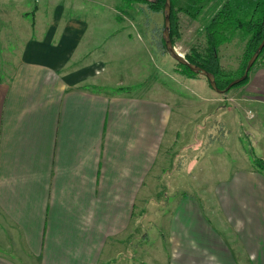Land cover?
Listing matches in <instances>:
<instances>
[{"label": "crops", "instance_id": "crops-1", "mask_svg": "<svg viewBox=\"0 0 264 264\" xmlns=\"http://www.w3.org/2000/svg\"><path fill=\"white\" fill-rule=\"evenodd\" d=\"M6 1L0 0V14L11 18ZM34 1V7L17 11L33 18H23L26 42L10 50L19 57L10 77L0 79V264H264V169L253 165L240 140L242 130L250 134L256 155L264 160V57L249 71L248 81L227 94L236 104L216 108L223 122L200 127L232 136L220 155L223 170L200 176L176 170L174 183L183 187V195L166 205L167 213L154 207L152 195L163 191L162 180L170 178L164 167L168 143L161 157L168 131H175L172 108L144 93H126L122 87L128 86L123 82L130 70L114 63V55L70 59L92 23L67 18L62 3L51 14H40L44 0ZM38 18L48 20L40 39L34 34ZM10 34L20 32H0L5 42L0 51L11 44ZM205 79L184 81L214 105L216 94ZM118 85L123 86L114 93ZM158 103L168 107L159 124ZM212 104L202 113L212 116ZM202 139L196 146H204ZM190 163L187 169L198 159ZM150 210L154 222L142 220ZM152 227L158 229L155 253L148 244ZM138 229L146 245L127 252Z\"/></svg>", "mask_w": 264, "mask_h": 264}, {"label": "rangeland", "instance_id": "rangeland-1", "mask_svg": "<svg viewBox=\"0 0 264 264\" xmlns=\"http://www.w3.org/2000/svg\"><path fill=\"white\" fill-rule=\"evenodd\" d=\"M188 1L189 0H180V2L178 1L177 3L186 7ZM43 2L44 8L40 11V14H51L55 4L62 3L66 8L67 18L78 17L92 23L84 38L85 41L78 46L79 49L73 51L70 59H98L101 56L111 59L114 55V63H119V61H121V69L130 70L129 75L128 73L125 74V76H128L127 82H123L128 86L122 87L123 89H128L126 93L138 95L144 93L146 96L151 97V100L155 98L158 101H163L172 108L173 115L176 117L175 131L173 132L172 129L168 131L161 157L162 161L168 143L167 155H169V161L167 166L164 167H166V173H170V178L167 182L165 180L166 184L164 180H162L164 183L163 191L155 192L152 195L153 198L156 199L153 201L155 208L156 206H160L169 213L168 209L170 207L167 208V206L174 204L176 199L183 195V187L181 185L177 187L174 183L175 179L173 175L176 170H178V172L182 171L183 175L186 174L187 170H192L191 172L199 174V176L203 172L215 171L217 167L219 170H221V168L223 170L222 161L224 159L220 155L225 153V141H229L231 145L232 136L228 135V131L220 128L215 129V131L210 134L211 128L202 130L200 127L207 125V122L215 125H217L218 122H223L222 118L217 116L216 108L220 107L221 103L228 106L236 104V99L227 94L234 91L239 86H233L230 91L224 94L217 93V91L210 87V89L215 92L213 94H216L211 97L215 100L213 105L212 102L207 100L210 99V96H204L200 90L191 85V81L189 82V80H187L185 82L184 80L188 76L180 72L181 67L179 68L178 62L164 50L160 43L161 33L164 28V13L152 11L145 3H138L136 9L129 10L125 8L123 0H44ZM110 2L113 3L114 8L108 4ZM243 2L245 3L244 0ZM250 2L254 4L257 0H247V3L250 4ZM100 3H103V5ZM249 4L246 5V12L248 9L250 12L252 10ZM25 5L34 7L35 1L7 0L3 3L8 15L12 17L8 18L7 14H0V32H9L10 29L15 30V28H17L21 35H7L8 41L11 39L12 42L11 44L6 43L5 50L0 51V79L2 80H6L10 77L14 61L19 57L17 51L10 50L19 49L26 42L28 29L26 28L27 25L23 23V18L24 22H32L33 15L30 14V16L26 18L24 14H19L17 12L19 8ZM209 7L210 12L200 14L196 19H193L185 12L177 13L181 36L179 39H176L175 46L184 56L191 52L190 49L193 46H199L198 48L205 46V26L213 16L214 11L211 5H209ZM239 12L240 11H238V13ZM250 12L246 14L247 16L244 15V17L246 16V20L250 17V15H248ZM121 19H123V22H121ZM47 21V19L42 20L38 18L36 30L34 32L37 39L43 37L47 32ZM94 22L106 23V25L98 27ZM22 28H24V36ZM29 29L33 31L31 25ZM97 31L101 32L95 33ZM233 33V28H231L228 33V41L220 45L219 48L221 67L227 74L225 76L226 78L239 77L241 67L245 60L246 40H243L238 34L230 41V37ZM89 34L94 39L91 40ZM4 44L5 42L0 39V46L2 47ZM262 57H259L255 67ZM254 70H256V68ZM202 77L205 78L203 75ZM129 80L131 83L128 82ZM119 86L123 85L114 86V93L120 90L117 88ZM210 103L212 106L209 107V110L214 109V114L212 116L202 113L206 111L205 108ZM157 107L162 109L161 113L157 116V124H159V120L162 122V119H164L165 111H168V107L160 103H158ZM167 113L169 114V112ZM248 114L249 116H247L249 118H254V113H250V110H248ZM243 115L245 114L242 113L241 118L246 124L248 120H246ZM202 136H205L204 146L198 147L196 144L200 140H203ZM155 137H157V132L154 135V138ZM240 140L242 144L248 148L249 145L253 147L255 145L254 138L244 130H242ZM207 142L209 148L207 147ZM253 149L255 153H257L256 147ZM210 151L214 152V154ZM192 157L198 159V164H195L194 168L187 169L188 167H192L191 163L188 164ZM253 165L258 167L255 164ZM213 168H215V170ZM200 180L198 179L196 187L193 188L194 198L198 193L197 183ZM177 182L181 184V182L183 183V179H178ZM155 208H152V210ZM152 210L149 211L148 218L142 220L152 219L154 222V211ZM140 231H142V229H138L134 236L129 238L126 245L127 252L137 251L139 247L141 248L146 245V243H144V237L138 235ZM150 232H154V236L152 241L148 244L151 247V252L155 253V251H158V247L156 246L158 229L152 227ZM126 258L127 260L131 259L129 255H126ZM127 260H124V263L127 262ZM136 264L142 263L138 261Z\"/></svg>", "mask_w": 264, "mask_h": 264}, {"label": "trees", "instance_id": "trees-1", "mask_svg": "<svg viewBox=\"0 0 264 264\" xmlns=\"http://www.w3.org/2000/svg\"><path fill=\"white\" fill-rule=\"evenodd\" d=\"M123 1L125 8H128L129 10L136 9V5L138 3H145L152 11L162 13H164L166 3V0ZM178 1L180 2V0H171V38L174 45L176 43V39H179L181 36L177 13L185 12L193 19H196L200 16V14H206L210 12L209 5L212 6V10H214L213 16L205 26V46L202 48H198L199 46H193L190 49L191 52L189 54H186L185 57L189 62L197 64L204 69L214 73L217 79L218 87L221 89L226 88L234 78H226L225 76L227 74L222 70L221 57L219 54L220 45L228 41V33L231 28H233L234 33L230 37V41H232L233 38L238 34L243 40H246L245 60L239 74V76H241L245 71L248 60L264 38V0H257V2L254 4H252L251 2L250 4L247 3V0H244L245 3L243 2V0H189L186 7H184V5H179L177 3ZM247 4L251 5V12L249 9L246 12ZM238 11L240 12L238 13ZM249 12L250 14L248 15H250V17L246 20V14ZM244 15L246 16L244 17ZM160 43L163 46L164 50L168 52L163 36V30L161 33ZM260 56L264 57V47L250 70L254 68ZM178 65L179 68L181 67L180 72L188 77H198L202 75L201 73L193 72L185 64L178 63ZM248 79L249 75L245 80L234 86H241L245 84ZM253 148L254 147L252 145H249V148L247 147V150L252 156L254 164L259 168L264 169V160L256 155Z\"/></svg>", "mask_w": 264, "mask_h": 264}, {"label": "water", "instance_id": "water-1", "mask_svg": "<svg viewBox=\"0 0 264 264\" xmlns=\"http://www.w3.org/2000/svg\"><path fill=\"white\" fill-rule=\"evenodd\" d=\"M171 13H172V3L171 0H166L165 3V9H164V29H163V36L165 39V43H166V48L168 53L178 62V63H182L187 65L193 72L196 73H201L202 75H204L209 81L211 86L217 90L220 93H226L228 92V90H230L231 87H233L234 85L240 83L241 81L245 80L246 77L249 75V71L251 69V67L253 66L254 62L256 61V59L258 58L261 50L264 47V38L262 40V42L259 44V46L257 47V49L255 50V52L252 54V56L250 57V59L248 60L247 66L245 68L244 73L237 77L234 78L228 85L226 88L221 89L218 87L217 85V79L214 73L204 69L203 67L191 63L189 62L186 57L177 50L176 46L173 44L172 38H171Z\"/></svg>", "mask_w": 264, "mask_h": 264}]
</instances>
